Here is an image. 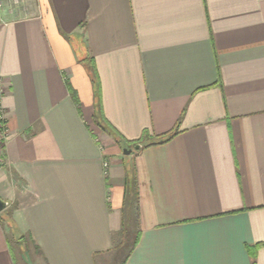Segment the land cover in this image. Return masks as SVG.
Returning <instances> with one entry per match:
<instances>
[{"label": "crops", "instance_id": "obj_1", "mask_svg": "<svg viewBox=\"0 0 264 264\" xmlns=\"http://www.w3.org/2000/svg\"><path fill=\"white\" fill-rule=\"evenodd\" d=\"M0 87V264H264V0L5 5Z\"/></svg>", "mask_w": 264, "mask_h": 264}, {"label": "trees", "instance_id": "obj_2", "mask_svg": "<svg viewBox=\"0 0 264 264\" xmlns=\"http://www.w3.org/2000/svg\"><path fill=\"white\" fill-rule=\"evenodd\" d=\"M91 73H92V77L95 79L97 77V74L95 73V71H92V69H91ZM70 92L74 95V91L72 89H70ZM174 134H175V132H170L166 135L160 136V137L156 138L155 140L147 142V143L141 142V141L128 142L123 137H121L117 132L114 133V138H115V141L122 146V148L128 149L130 147L129 146L130 144H134V146L136 144H140L141 146H148V145H153V144L164 143L167 140H169ZM136 242L137 241H135V243Z\"/></svg>", "mask_w": 264, "mask_h": 264}, {"label": "built area", "instance_id": "obj_3", "mask_svg": "<svg viewBox=\"0 0 264 264\" xmlns=\"http://www.w3.org/2000/svg\"><path fill=\"white\" fill-rule=\"evenodd\" d=\"M24 1L25 0H0V12L4 9L5 5H8V4L17 5ZM1 94H2V88L0 87V97H1ZM0 112H1V107H0ZM0 120H1V114H0ZM6 137H7V131L3 124V121L1 120V123H0V153L2 151V148L4 147ZM103 166H104V169L107 168L108 166L107 159H104Z\"/></svg>", "mask_w": 264, "mask_h": 264}, {"label": "water", "instance_id": "obj_4", "mask_svg": "<svg viewBox=\"0 0 264 264\" xmlns=\"http://www.w3.org/2000/svg\"><path fill=\"white\" fill-rule=\"evenodd\" d=\"M140 147H141L140 144H136V145H135V149H139ZM131 151H132V149H123V153H124V154H130ZM3 204H4V203H2V202L0 201V209H1V207L3 206Z\"/></svg>", "mask_w": 264, "mask_h": 264}, {"label": "rangeland", "instance_id": "obj_5", "mask_svg": "<svg viewBox=\"0 0 264 264\" xmlns=\"http://www.w3.org/2000/svg\"><path fill=\"white\" fill-rule=\"evenodd\" d=\"M25 3H26V0H25L24 2H21V3L17 4V5H12V4H8V5H11V6L16 7V6H22V5L25 4ZM0 123H1V120H0ZM5 220L7 221L8 218H5Z\"/></svg>", "mask_w": 264, "mask_h": 264}]
</instances>
